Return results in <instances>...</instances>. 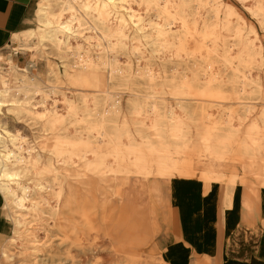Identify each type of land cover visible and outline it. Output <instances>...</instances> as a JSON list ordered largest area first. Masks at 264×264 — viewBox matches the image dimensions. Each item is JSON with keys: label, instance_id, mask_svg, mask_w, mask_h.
Masks as SVG:
<instances>
[{"label": "rangeland", "instance_id": "obj_1", "mask_svg": "<svg viewBox=\"0 0 264 264\" xmlns=\"http://www.w3.org/2000/svg\"><path fill=\"white\" fill-rule=\"evenodd\" d=\"M90 1L92 3L90 6H92L95 0ZM131 1L128 4L129 9H126L121 7L119 2L113 4V2L101 0L111 10L109 21L118 24L121 17L130 24L136 21V33L139 36L144 35L146 39H148L147 36L150 39L156 36L155 31L147 27L148 22L157 15L155 6H152L154 4ZM134 2L137 4L133 5ZM224 2L234 7L239 15L255 28L260 43H263L264 31L256 19L244 8V3L241 0H224ZM85 4L86 0L85 2L78 0L72 16L68 12L58 15L60 1L52 0L50 10L58 16L54 29L59 32H51L52 37L45 34L47 40H44L42 45L36 43V40L33 41L36 44L35 66L30 68L29 76L43 86L48 84L47 81L50 78L51 85L63 90L64 95L71 99L68 110L70 112L63 107L59 95L53 94L49 101H46V106H52L54 100L58 104L52 115L44 112L41 93L34 96L22 95L19 98L23 101V105H10L0 109V128L21 132L28 139L29 145L40 153L42 163H46L45 149L54 145L57 151H53L48 157L63 172L85 173L86 178L89 179L92 172L107 171L112 166L113 160L117 159L116 168L118 170L121 168L124 170L125 167L135 170L133 164L138 163L139 166H145L151 172H157V175L154 177L155 180H144L134 174L129 176L130 188L123 192L120 191L124 193L123 199L112 193L109 173L94 175L91 189L79 190L77 199L70 206H60L65 223L60 225L58 223L57 226L52 221L53 201L51 202L50 198L44 203L34 200L36 209L34 207L33 216L24 214V210H18L19 214L24 215L27 227H30L36 235L34 248L23 247L24 242L14 243L10 246L7 258H5L1 255V246L6 236H2L0 237V264H169L167 260L164 262L161 258V239L165 233L169 232L173 224L166 208V191L169 192L168 184L171 181L176 178H197L208 185L216 182L207 181L201 177L205 166L212 163L215 167L218 164H224L223 172L216 170L213 172L221 179L217 183L228 185L226 177L222 175L234 173L237 179L234 185L241 183L250 188L254 184L256 185L254 188L262 187L260 171L264 169V160L259 159L262 153L256 148L253 140L259 143L261 141L259 139L264 134V119L260 118L261 113L264 112V95L263 101L256 104L254 110L250 111L246 110L244 105L235 102L237 100L232 95H224L227 98L224 101L210 95V88L204 81L207 72L213 71L215 74L216 71L218 81L214 85L220 83L225 91L233 90L234 94L239 89V77L219 61L215 60V63L207 61L206 55L202 63L196 60L189 61L187 54L190 46L195 47L197 53L200 54L201 45L191 42L192 44L189 43L185 49H182L176 44L174 34L168 35L169 43L166 49L161 47L162 40L157 36L156 40H148L150 44L142 37L139 46H135L132 42L135 28L130 29L125 37L119 32L121 35L116 37L113 54L107 52L104 42L99 41L98 35L91 30L92 22L85 11L91 18H95V13L91 10L92 7L88 8ZM133 6L138 11L135 13L139 16L133 15ZM172 7L176 9L174 3ZM225 11L224 7L217 11L221 19V22L217 23L222 26L218 31L213 32L214 37L220 40L219 47L226 49L229 40H235L238 45L237 52L241 57L240 64H243L244 59L247 60L246 69L252 77L256 74L261 76L264 88V62L258 58L261 52L255 46L248 48L246 40L242 37L232 39L229 34L232 33L239 20L234 14L226 17ZM192 12V5L183 4V15L187 19L190 20ZM206 14L207 12L202 10L197 17L202 21V17L205 18ZM73 16L77 19L72 20V23L70 20ZM109 21L104 23L105 27L110 25ZM213 23H215L214 17L209 21L210 27ZM66 24H71V30L64 29L63 26ZM35 26L36 21L32 27ZM199 29L202 30V27ZM53 37V40L59 37L63 40L62 48H53L50 40ZM219 51L222 52V49L219 48ZM8 52L11 53L5 47L0 53L6 55ZM13 58L17 67L26 68L29 61L27 54L19 52L13 55ZM87 58L91 59V65L87 62ZM0 66L5 67L1 62ZM228 70L231 72L229 73ZM110 80L113 82L114 92L110 96L111 117L107 119V122L108 126L118 131L120 135L121 151L114 153L111 150L112 146L104 145L103 150L106 153L103 157L104 163L97 166V155L90 154V149L93 148L87 146V143L84 144L85 141L92 140L90 137L93 132L84 129L77 118L86 110L94 114L93 112L98 107L97 100L93 97L94 92L105 90ZM150 88L155 89L156 93L150 95ZM73 90L87 93V109L83 107L85 102L82 99L81 101ZM153 104L156 107L153 108ZM36 113L43 115L41 118H36ZM51 120L55 121L54 127L49 125ZM254 123L257 126L255 138L253 133L250 134L252 132L250 127ZM213 127L226 135V142L232 150L230 156L224 157L223 160H219L216 154L212 156L213 158H208L206 154V143L203 136L208 133L209 128ZM243 145L249 148L254 159H249L250 161L242 159L234 152ZM67 147L70 155L60 152L62 148ZM155 152H160V154ZM82 157L83 160H80ZM171 157L178 160L179 165L186 166L178 171L171 170L168 166ZM134 178L137 179L134 180ZM61 182L64 188L62 203L66 196V181ZM6 213L8 214V209L3 205L1 214L8 227L11 228L10 219L4 216ZM27 235L30 237V233Z\"/></svg>", "mask_w": 264, "mask_h": 264}, {"label": "bare ground", "instance_id": "obj_2", "mask_svg": "<svg viewBox=\"0 0 264 264\" xmlns=\"http://www.w3.org/2000/svg\"><path fill=\"white\" fill-rule=\"evenodd\" d=\"M59 1H60V6H59L58 15L59 14L61 15L62 12H68L72 16L73 12L75 10V7H77L78 0H59ZM107 1L113 2V4H114V2H119L121 7L129 9L128 4L131 0H107ZM134 1H140V2L143 1V3L144 2H151L154 4L152 6L153 7L155 6L156 11H157V15L148 22L147 27H149L153 31H155V35L157 36V38H161V40H162L161 47L162 48L166 49V47L168 46V43H169L168 35L174 34L175 39H176V44L181 46L182 49L183 48L185 49L187 47V45L191 42L192 43L195 42V43L201 45L202 50H201L200 54L197 53L195 47L190 46L189 52L187 51L189 61L196 60L197 62L202 63L203 58L206 55L207 59H208L207 61H209L211 63L212 62L215 63V60H217L221 64H223L224 66L228 67L232 71L233 74H235L239 77V83H240L239 89L234 94L233 90L225 91L220 83L217 85H214L215 82L218 81L217 77H216V71H215V74L213 71L207 72L204 76V81L208 85V87L210 88V92H209L210 95H212L213 97L216 96L219 98V100H222V101L227 99L224 97V95H232V96H234V99L237 100L235 102H238V104L244 105L245 109L246 110L248 109L249 111L254 110L256 104H258L260 101H263L262 97L264 95V88L262 85L261 76L257 75V74L253 77L251 76V74L248 72V70L245 67L247 60L244 59L243 64H240L239 60L241 57H239V53L237 52L238 51L237 50L238 45L235 42V40H232V41L229 40V42L226 45V49H225V48H222L221 46L219 47L220 40H218L214 37L215 35L213 34V32L218 31L220 29V27L222 26V25L220 26L217 23L218 21L221 22V19L218 17L220 15L219 14L217 15V11L221 7H224L226 9V11H225L226 17H228L230 14H234L237 16V18L239 20L238 23H236V25L234 26L232 33H230L229 35L232 37V39L234 37L244 38L246 40V45L248 46V48H252L255 46L261 52L259 57H258L259 60L264 62V42L260 43L259 36H258V33L256 32L255 28L251 24H248L239 15L238 11L234 7H232L229 3L224 2V0H134ZM241 1L244 3V5H243L244 8H246V10L249 12V14L253 18L256 19L257 23L260 25V27L264 31V0H241ZM51 2H52V0H40L39 1V4L37 6V10H36V26L32 27L28 30L23 31L18 35H15V36L13 35L14 36L13 37V44L9 47V50L11 51V53L8 52L6 55H3V56L0 55V62L2 64H4V66H5V67L0 66V109L4 108L6 106H10V105H14V106L17 104L23 105V101L20 100L21 98H19V96H22V95L34 96L38 93L42 94L41 101H42L44 112L51 113V115H52L53 112L56 111V106L58 104H56L55 100H54V104L52 106L51 105L46 106V104H47L46 101H49L50 96L53 94L59 95L61 97L60 101L64 105L63 107H65L66 111H68L70 108L71 99L69 97H67L66 95H64L63 90H61L60 88H58L54 85H51L52 80L50 78L47 81L48 84L43 86L38 81L37 82L34 81L29 76L30 68L35 66L34 58L36 56V44L33 43V41L36 40V43L41 44L44 40L45 41L47 40L46 35H48L49 37H52L51 32H59V31H57V29H54L55 25L58 22L57 21L58 16H56V13H54L53 11L50 10ZM84 2H85V0H84ZM131 2H133V1H131ZM143 3H141V4H143ZM173 3L175 4L176 9L174 7H172ZM91 4L92 3L90 0H86V4H85L86 7H88V8L92 7L91 10L95 13V18H91L89 16L88 12L85 11L88 8H86L85 10L83 9V10L85 11V14L88 16V18H90V20L92 22L91 30L94 31L95 35H98L99 41L104 42V44L106 46L105 49H107V52L113 54V51L115 50L114 43L116 42V37L121 35V34H122V36L125 37L126 33H128L127 31L130 29L133 30L135 28L134 33L132 35V42L135 46H139V43H141L140 40L142 37L145 38L144 40H147V43H148V40L150 41L151 39L156 38V36H154V37H151V39H150V37L147 36L148 39H146V36H144V35L139 36V34L136 33V30H137V24L135 23L136 21L134 23L130 24L127 20H125L122 17L120 18L118 24L115 22L113 23L112 21H109V18L111 16V10L109 8H107L106 7L107 4L104 5L103 2H101V0H95L93 5L90 6ZM134 4H137V2H134L133 5ZM183 4L188 5V6H190V5L193 6V12H192V16L190 15L191 16L190 20L187 19V17L185 15H183ZM202 10L207 12V14L205 15V18L202 17V21H200L199 18L197 17V15ZM132 11H133V15H135V16L138 15L137 13H135V11H137V10L134 8V6H133ZM212 17L215 18V23H213V26L210 27L209 21L211 20ZM72 18L73 19H71L70 22H72V20L76 21V19H77L75 16H73ZM67 19H69V18H67ZM106 21L107 22L109 21L110 25L105 27L104 23ZM78 23H79V21L77 22V24ZM234 23H235V21H234ZM70 25L71 24H66V25H64V26L62 25V26L67 31L70 29ZM200 27H202V30L199 29ZM81 28H82V26H81ZM172 29H174V30H172ZM119 32H121V34ZM95 37H97V36H95ZM53 39H54V37L52 39H50L53 43V46H54L53 48H57V49L62 48V41L63 40H61L60 37L56 38L55 40H53ZM50 40H48V41H50ZM90 44L91 43H89V45ZM148 44H150V43H148ZM151 47L153 49L154 45L152 44ZM101 48H102V45H101L100 49ZM219 48L222 49V52L219 51ZM103 49H104V46H103ZM19 52L25 53L29 57V61L27 63L26 68L25 67L24 68L17 67V65H15V63H14L13 55L18 54ZM104 54H105V52H104ZM246 58H248V57L246 56ZM249 60H251V58ZM87 62H90V65H91V59H88ZM104 64H105V62H104ZM231 71H229V73ZM148 72H150V71H148ZM151 72H152V70H151ZM219 74H220V72H219ZM179 82H181V81H179ZM224 82H225V80H224ZM113 92H114V85H113L112 80H110V81H108L107 88L105 90L94 92L95 94L93 97L96 98L97 104H98L96 111L93 112L94 114H90L86 110L85 113H83L82 115H80L77 118V120L82 124L84 129L93 132V135L90 137V138H92V140L89 142L85 141L84 144L87 143L86 144L87 146H91V148H93V149H90V154L93 153V154L97 155V163H96V164H98L97 166H100L104 163L103 157L106 155V153L103 150L104 145L109 144L110 146H112L111 150L114 153L121 151V144H120V140H119L120 135H119L118 131L112 130L108 126V122H107V119H109L111 117L109 105H110V98H111L110 96ZM73 93L77 97H79L80 100L82 99L85 102V106H83V107L85 109H87V106H86V104L88 102V98L86 96L87 93H85L84 91H81V90H73ZM154 93H156V90L153 88L152 89L150 88L149 94L153 95ZM56 99H58V98H56ZM215 103H217V102H215ZM152 106H153V108L156 107L155 104H153ZM68 112H70V111H68ZM90 112H92V111H90ZM42 115L36 113L35 117L41 118ZM47 116H48V114H47ZM57 116H59V115H57ZM231 118L233 119L232 116H231ZM260 118H261V120L264 119V112L261 113ZM227 119H229V118H227ZM234 122H235V120H234ZM239 124H240V122H239ZM49 125L51 127H54L55 121L51 120L49 122ZM121 127H123V126H121ZM256 127L257 126L255 123L252 124V126L250 127L252 132L251 133L249 132L250 134L253 133L254 138L256 136V130H257ZM179 131H181V129H179ZM238 131H239V129H238ZM153 132H155V131H153ZM179 137H180V135H179ZM203 138H204V141L206 143V154H207L208 158H213L212 156H214L216 154L219 157L218 158L219 160H223L224 157H229L230 153H232V150L230 149V147H228V144L226 142V135L223 132H220L219 130H217L216 127L209 128L208 133L205 136H203ZM27 140L28 139L24 135H22L21 132H19L18 130L10 131L6 128H0V196H1L2 201H3V205H5L8 209V214L6 213V218L8 216V219H10V221L12 223L9 234L5 238V241L1 246V255L5 258H7L6 256H7V252L9 251L10 246H12L14 243L24 242L23 247H25L27 249L28 248H34V246H35L34 242L36 239V238L34 239V237H36V235L33 234L32 230H30L31 229L30 227H27V223L25 222L24 215L18 213V210L21 209V210H24V214L26 213V215L29 214V215L33 216L34 215V207L36 206L34 200H38L40 203H44L47 201L48 198H50L51 202L53 201L52 206H54V208L52 209L53 210L52 221H53V224L57 226L58 223H59V225L65 223V220H63V218H62L60 206H70L73 203V201L77 199L79 190L91 189L93 186L92 182L94 179L93 178L94 175H99L98 173H101V174L102 173L103 174L109 173V180L111 182L110 183V189L112 190L113 194L120 196L121 199L124 198L123 197L124 193H120V191L122 190L121 192H123L125 190H128V188H130V186H129V178L130 177L129 176H133V174H134V176H137V177L144 179V180H146V179L155 180L154 177L157 175V172L156 173L151 172L147 167L139 166L138 163L133 164L135 170H131L130 168H126V167L124 170H121L122 168L120 170H118L116 168V166H117L116 160L117 159H114L112 166L108 170L106 169L107 171H102V170L97 171V172L94 171V172H92V176L89 179H87L86 178L87 175L85 173L81 174V173H77V172H72V173L67 172V171L63 172L59 168H57V166L52 162L50 157H48L49 154L53 153V151L54 152L57 151V149L55 148L54 145H50L48 149H45V151H46V163H42L41 162L42 157H41L40 153L34 147H31ZM259 140H261L259 143H257L256 140H253V143L255 144L256 148L259 151H261L262 154L260 155L259 159H262L261 161H263L264 160V134L262 135V137ZM78 143H80V142H78ZM86 145H84V146H86ZM137 147H139V146H137ZM259 151L257 153H259ZM60 152L64 153V154L69 153V155H70V151L68 150V147L62 148L60 150ZM234 152L239 157H241L242 159H248V160L254 159V156L251 155V153L249 152V148L247 146L243 145L241 148L235 149ZM134 153H135V151H134ZM155 153L160 154V152H155ZM185 153H186V151H185ZM195 153H197V152H195ZM175 157H177V155ZM80 160H83V157ZM219 160H217V162ZM169 161L170 162H169L168 166L170 167L171 170H174V171L181 170L182 168H184L186 166V165H182V164L179 165L177 162L178 160L176 161V159L174 157H171L169 159ZM64 162L66 163V161H64ZM68 162H69V160H68ZM165 162L166 161H164V163ZM226 166H228V165H226ZM222 167H224V164H218V166L215 167L214 164L209 163L205 166V170L202 173L201 177L207 181H212V182L216 181L217 182L220 178H218L215 175V173H213V172L215 170L218 172H223L224 169H222ZM251 167L252 166H250V168ZM225 175H222V177H224V178L226 177V182H228V185L230 187H232L237 180L236 174L230 173V174H225ZM260 176H261V180H262V182L260 183L262 186L261 188L264 189V169H262V171H260ZM123 177H126V178H123ZM224 178H223V180H224ZM136 179L137 178H134V180H136ZM256 179H257V177H256ZM62 180L66 181V187H65L66 196L64 198V201L61 203V199L63 196L62 194H63V190H64V188L62 186V182H61ZM257 181H259V180H257ZM249 183H250V180H249ZM251 184L253 185L254 183H251ZM255 186L256 185L254 184L253 187H255ZM118 191H119V193H118ZM126 193L128 194V192H126ZM35 209H36V207H35ZM34 219H35V217H34ZM56 226H54V228ZM26 232L30 233V237L27 235ZM49 232H48V234H49ZM24 233H26V234H24ZM36 244H38V242ZM40 251H41V248H40ZM41 253H42V251H41Z\"/></svg>", "mask_w": 264, "mask_h": 264}, {"label": "crops", "instance_id": "obj_3", "mask_svg": "<svg viewBox=\"0 0 264 264\" xmlns=\"http://www.w3.org/2000/svg\"><path fill=\"white\" fill-rule=\"evenodd\" d=\"M37 6L38 0H0V52L32 28ZM168 188L166 208L173 224L161 239L164 262L264 264V189L206 185L197 178H176ZM2 206L0 196V237H7Z\"/></svg>", "mask_w": 264, "mask_h": 264}]
</instances>
